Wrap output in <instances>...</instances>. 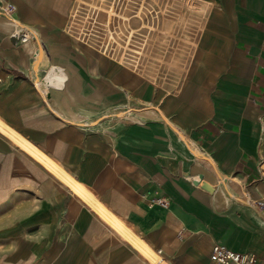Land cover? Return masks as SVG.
I'll use <instances>...</instances> for the list:
<instances>
[{"label": "crops", "instance_id": "0c3cea01", "mask_svg": "<svg viewBox=\"0 0 264 264\" xmlns=\"http://www.w3.org/2000/svg\"><path fill=\"white\" fill-rule=\"evenodd\" d=\"M76 1L0 0V264H264V0H201L177 84L70 33Z\"/></svg>", "mask_w": 264, "mask_h": 264}, {"label": "rangeland", "instance_id": "374dc122", "mask_svg": "<svg viewBox=\"0 0 264 264\" xmlns=\"http://www.w3.org/2000/svg\"><path fill=\"white\" fill-rule=\"evenodd\" d=\"M202 4L201 0H77L69 32L92 39L100 51L149 81L177 84L199 62L202 43L194 45V40L197 33L206 34L209 17L207 13L199 27Z\"/></svg>", "mask_w": 264, "mask_h": 264}, {"label": "built area", "instance_id": "2783aa9c", "mask_svg": "<svg viewBox=\"0 0 264 264\" xmlns=\"http://www.w3.org/2000/svg\"><path fill=\"white\" fill-rule=\"evenodd\" d=\"M0 11L8 15L11 20L15 21L12 17L16 12L13 5H11L10 3H0ZM28 35L24 31H22L21 28H18V30H16L14 34V36L18 37L20 40L29 37ZM59 72L60 70H57V73ZM129 111L130 110L128 107H119L115 108L112 111V114L118 117H125L129 113ZM258 171L260 176L264 178V162H261ZM160 202L162 205H165L164 201ZM253 204L260 210L264 209V200L262 199L253 201ZM210 258L215 264H254L256 261V257L253 253L235 251L227 248L220 243H215L212 246Z\"/></svg>", "mask_w": 264, "mask_h": 264}, {"label": "water", "instance_id": "95a60500", "mask_svg": "<svg viewBox=\"0 0 264 264\" xmlns=\"http://www.w3.org/2000/svg\"><path fill=\"white\" fill-rule=\"evenodd\" d=\"M200 187L205 189V190H207L210 193H212L214 191V188L210 184H208L206 182L200 183Z\"/></svg>", "mask_w": 264, "mask_h": 264}, {"label": "bare ground", "instance_id": "6f19581e", "mask_svg": "<svg viewBox=\"0 0 264 264\" xmlns=\"http://www.w3.org/2000/svg\"><path fill=\"white\" fill-rule=\"evenodd\" d=\"M28 34V33H27Z\"/></svg>", "mask_w": 264, "mask_h": 264}]
</instances>
